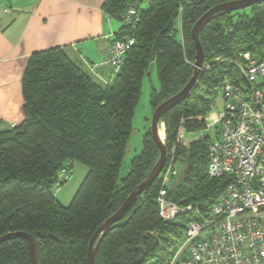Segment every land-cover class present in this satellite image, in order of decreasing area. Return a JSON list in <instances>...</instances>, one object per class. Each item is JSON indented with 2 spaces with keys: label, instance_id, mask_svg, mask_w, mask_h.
Masks as SVG:
<instances>
[{
  "label": "trees",
  "instance_id": "obj_1",
  "mask_svg": "<svg viewBox=\"0 0 264 264\" xmlns=\"http://www.w3.org/2000/svg\"><path fill=\"white\" fill-rule=\"evenodd\" d=\"M231 1L235 0H105V15L122 24L111 43L135 40L121 72L111 81H102L91 71L95 63L85 71L63 47L30 57L22 78L24 120L12 129L0 124V237L14 232L33 235L40 264H88L90 242L98 228L120 209L159 159L150 129L141 153L121 176L150 67L155 66L160 81V88L150 95L155 111L193 76L196 22L212 7ZM131 10L136 15L128 22ZM200 40L205 60L198 83L161 120L168 151L162 173L170 162L179 164L182 179L164 184L161 173L110 228L96 264H164L185 241L195 217L162 219L157 203L160 190L166 189L168 198L179 206L193 205L208 213L227 187L228 179L212 178L208 172L212 138L204 136L187 146L178 143V132L181 126L185 133L206 127L225 79L240 78L235 63L244 53L264 63V1L215 15L201 29ZM75 162L85 165L88 174L64 206L53 190L61 170L71 171ZM0 264H31L27 240L0 244Z\"/></svg>",
  "mask_w": 264,
  "mask_h": 264
},
{
  "label": "built area",
  "instance_id": "obj_2",
  "mask_svg": "<svg viewBox=\"0 0 264 264\" xmlns=\"http://www.w3.org/2000/svg\"><path fill=\"white\" fill-rule=\"evenodd\" d=\"M135 15L131 10L126 20L131 22ZM134 44V38L111 43L107 58L92 65L91 71L102 81L103 69L112 76L119 74ZM241 58L235 63L240 78L225 79L222 108L212 113V105L207 123L214 132L208 172L212 178L228 179L227 187L208 213L193 205L179 206L168 198L166 189L160 190L157 203L162 219L195 217L185 241L164 264H264V63H257L250 53ZM184 138L181 126L178 143L184 144ZM172 165L162 173L164 184L177 174ZM70 174L61 170L56 190Z\"/></svg>",
  "mask_w": 264,
  "mask_h": 264
},
{
  "label": "crops",
  "instance_id": "obj_3",
  "mask_svg": "<svg viewBox=\"0 0 264 264\" xmlns=\"http://www.w3.org/2000/svg\"><path fill=\"white\" fill-rule=\"evenodd\" d=\"M0 0V124L12 129L24 120L22 78L30 57L66 48L85 71L108 56L119 30L102 10L105 0ZM105 81L114 77L101 70Z\"/></svg>",
  "mask_w": 264,
  "mask_h": 264
},
{
  "label": "water",
  "instance_id": "obj_4",
  "mask_svg": "<svg viewBox=\"0 0 264 264\" xmlns=\"http://www.w3.org/2000/svg\"><path fill=\"white\" fill-rule=\"evenodd\" d=\"M263 1L264 0H235L227 3L218 4L212 7L208 12H206L194 25L192 29V38L197 48V60H196L195 71L193 73V76L188 82V84L183 88V90H181L178 94H176L175 96L171 97L170 99L166 100L161 105H159L153 113L152 123H151V135L155 142L156 147L159 150L160 153L159 159L152 168V170L150 171V173L147 175V177L126 198L120 209L116 213H114L110 218H108L98 228V230L96 231L90 242L89 253H88V264H96L97 251L105 235L109 232L110 228L124 218L129 208L134 203H136L137 200L145 192H147L151 188L153 183L160 177L161 173L165 168L168 158V151L164 140H162V138L160 137L161 128L164 126L161 120L164 114H166L167 112L176 108L182 102H184L189 97V95L191 94V92L198 83V77L200 72L204 68V60H205L204 49L202 47L200 40L201 29L204 27V25L207 22L211 20L212 17H214L219 13L244 10ZM17 238H24L27 240L31 264H40L37 241L33 235L25 232L8 233L0 237V244ZM140 252L143 255L144 249L140 248Z\"/></svg>",
  "mask_w": 264,
  "mask_h": 264
},
{
  "label": "rangeland",
  "instance_id": "obj_5",
  "mask_svg": "<svg viewBox=\"0 0 264 264\" xmlns=\"http://www.w3.org/2000/svg\"><path fill=\"white\" fill-rule=\"evenodd\" d=\"M13 1H16L18 3L21 2L22 0H8L7 1L8 7H9V3L13 4ZM112 24L116 26V29L122 25L121 23L116 21H112ZM241 60L242 58H240V61ZM159 88H160V81L157 75V71L155 66L152 65L150 67L149 74L145 77L143 81L142 94L139 103L136 107L135 117L133 120L132 135L127 145L126 156L121 170V176H124L128 173L129 164L131 160L142 151L143 139L145 134L151 129L152 117L154 113L153 108L150 104V95L153 89L158 90ZM222 105H223V99H222V94L220 93L214 101L212 113H218L221 110ZM209 122H210V116L208 119H206V123ZM204 136H209L211 138L214 137V132L208 129L207 125L198 132L185 133L184 144L188 146L192 142ZM165 140L166 137L164 139V142ZM171 165L173 170L176 169L177 171V175L175 177L174 175L173 176L171 175L170 177V185H173L175 183H178L182 179V167L179 164L175 165L172 162H170L168 167H170ZM87 174H88V168L82 163L75 162L73 168L71 169L70 179L65 183H63L59 190L56 189L53 190L56 198L64 206H68L71 203L73 197L75 196L79 187L82 185ZM171 239L175 241L174 238ZM181 244H178V246H180Z\"/></svg>",
  "mask_w": 264,
  "mask_h": 264
},
{
  "label": "bare ground",
  "instance_id": "obj_6",
  "mask_svg": "<svg viewBox=\"0 0 264 264\" xmlns=\"http://www.w3.org/2000/svg\"><path fill=\"white\" fill-rule=\"evenodd\" d=\"M163 127L161 128V131H160V137L162 138V140L165 139V129Z\"/></svg>",
  "mask_w": 264,
  "mask_h": 264
}]
</instances>
